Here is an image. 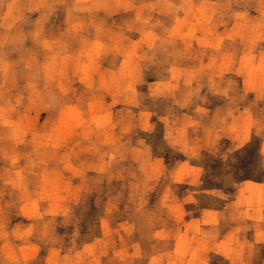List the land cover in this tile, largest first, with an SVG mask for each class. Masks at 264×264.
<instances>
[{
  "label": "clouds",
  "instance_id": "clouds-1",
  "mask_svg": "<svg viewBox=\"0 0 264 264\" xmlns=\"http://www.w3.org/2000/svg\"><path fill=\"white\" fill-rule=\"evenodd\" d=\"M0 264H264V0H0Z\"/></svg>",
  "mask_w": 264,
  "mask_h": 264
}]
</instances>
